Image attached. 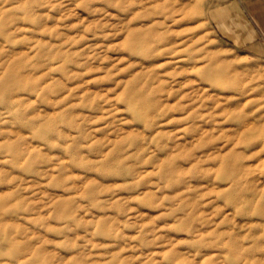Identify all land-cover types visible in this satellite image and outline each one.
I'll return each mask as SVG.
<instances>
[{
  "label": "rangeland",
  "instance_id": "374dc122",
  "mask_svg": "<svg viewBox=\"0 0 264 264\" xmlns=\"http://www.w3.org/2000/svg\"><path fill=\"white\" fill-rule=\"evenodd\" d=\"M234 2L0 0V264H264V57Z\"/></svg>",
  "mask_w": 264,
  "mask_h": 264
},
{
  "label": "crops",
  "instance_id": "0c3cea01",
  "mask_svg": "<svg viewBox=\"0 0 264 264\" xmlns=\"http://www.w3.org/2000/svg\"><path fill=\"white\" fill-rule=\"evenodd\" d=\"M237 12L229 16L230 40L264 57V0H235Z\"/></svg>",
  "mask_w": 264,
  "mask_h": 264
},
{
  "label": "bare ground",
  "instance_id": "6f19581e",
  "mask_svg": "<svg viewBox=\"0 0 264 264\" xmlns=\"http://www.w3.org/2000/svg\"><path fill=\"white\" fill-rule=\"evenodd\" d=\"M148 20L149 21H153L154 18L153 17H148ZM166 20L164 21L165 23H166ZM151 26H153V24H151ZM144 31L145 30L139 31V34H140L141 37H142L141 32H144ZM143 38L146 39L147 38V35L146 36L143 35ZM152 39H153V42H154V46H153V49L150 50L148 52V54H147L148 59L145 60L146 65H153L154 63H156L157 61H160L166 55H168V54L171 53V49L169 47L168 48L165 47L169 43V42H167L168 40L166 38H163L160 35H157L156 34V35H153L152 36ZM160 105H161V103H160ZM160 105H159V108L157 110L158 111L157 113L160 114V115H167V112L164 111L163 108H160ZM249 126H250V123L248 121H244V120L242 121V120H240V122H236V123H234V125L229 126V128H227L226 131H228V132L230 131V133H232V134L233 133L241 134V133H244L245 131H248L249 130L248 129ZM203 143L205 145V149L203 151L204 152L203 155L210 156L212 153L215 152V151L210 152V150L212 148H214L215 145L213 146V144H209V143L204 142V141H203ZM223 147H219V146L216 145L215 148H217V150H221Z\"/></svg>",
  "mask_w": 264,
  "mask_h": 264
}]
</instances>
